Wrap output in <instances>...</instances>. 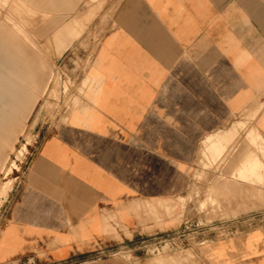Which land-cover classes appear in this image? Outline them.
Here are the masks:
<instances>
[{
  "label": "crops",
  "instance_id": "crops-1",
  "mask_svg": "<svg viewBox=\"0 0 264 264\" xmlns=\"http://www.w3.org/2000/svg\"><path fill=\"white\" fill-rule=\"evenodd\" d=\"M97 2L12 3L54 14L60 37L58 16H79L72 29L83 30ZM29 49L0 33L3 83L30 77ZM84 81L78 106L45 136L12 196L0 264H115L87 259L175 232L167 208L189 201L196 173L208 175L197 166L202 144L262 104L250 123L264 137V0H118ZM254 232L253 246L231 244L221 261L208 255L264 264V230Z\"/></svg>",
  "mask_w": 264,
  "mask_h": 264
},
{
  "label": "rangeland",
  "instance_id": "rangeland-1",
  "mask_svg": "<svg viewBox=\"0 0 264 264\" xmlns=\"http://www.w3.org/2000/svg\"><path fill=\"white\" fill-rule=\"evenodd\" d=\"M13 1L0 0V33L10 42L26 43L36 54L32 53L29 69L32 107L3 152L6 170L0 172V229L7 222L12 196L38 146L78 106L79 94L85 88L86 67L96 43L108 31L118 4V0H93L98 1L93 5L94 19L86 22L83 30L72 29L79 16L71 21V16L61 14L58 37L52 28L54 14L25 15L19 13L24 9ZM58 40L60 45H48ZM67 42L70 44H63ZM262 108L263 104L245 116L248 121L235 120L233 127L225 131L226 137L216 136L202 144L203 158L197 166L208 170V175L196 173L189 201L183 199L167 208L168 216L176 215L178 220L175 232L130 238L113 246L111 254H94L87 260H109L115 264H217L206 249H213L214 258L221 261L231 244L243 247L244 242L246 248L253 246L259 232L247 234L264 230V145H260L264 144V137L250 122ZM242 161L247 164L243 172ZM12 163H18L19 170L16 166L11 170Z\"/></svg>",
  "mask_w": 264,
  "mask_h": 264
},
{
  "label": "bare ground",
  "instance_id": "bare-ground-1",
  "mask_svg": "<svg viewBox=\"0 0 264 264\" xmlns=\"http://www.w3.org/2000/svg\"><path fill=\"white\" fill-rule=\"evenodd\" d=\"M15 11H18V10H15ZM20 11L23 13L24 10L23 11L20 10ZM26 14H31V13H25V15ZM29 51H30V49H29ZM29 55H27V56H29ZM39 59L40 58H38V60ZM31 61H33V59H31ZM32 66H33V63H32ZM33 74H35V73L33 72ZM6 81L7 82L5 84L0 79V163L2 162V159H3V152L10 145L13 135L15 133H17V131L20 129L23 121L25 120L26 114L28 113V110L32 107V102H33L32 101V93L30 91V85H31V78L30 77H28L27 79L25 78L23 81H21L20 85L15 84V87H14V82L12 80H9V81L6 80ZM84 85L87 86L88 81L84 82ZM219 136H222V137L225 136L226 137L227 135L222 133V134L217 136V139L220 138ZM214 142H215V140H214ZM256 145H258V144H256ZM260 145L263 146L264 144L261 143ZM25 146L26 145H24V147ZM243 158H245V157H242V159ZM17 159L19 160V158H17ZM5 160L6 159L4 158L3 163L0 164V172H2V173L4 172V170H6ZM18 160H17V162H19ZM17 164L18 163H16V164L12 163L11 170H13ZM242 164H243V167L240 168L241 172H243L244 168L247 167V164H245V162L242 161ZM19 166H16L18 168L17 170H19ZM5 174H6V172H5ZM6 176L8 178V179L6 178L7 182H10L11 181L10 180V174H7Z\"/></svg>",
  "mask_w": 264,
  "mask_h": 264
}]
</instances>
